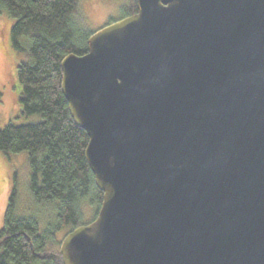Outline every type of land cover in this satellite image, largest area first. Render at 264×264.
Returning a JSON list of instances; mask_svg holds the SVG:
<instances>
[{
	"label": "water",
	"instance_id": "obj_1",
	"mask_svg": "<svg viewBox=\"0 0 264 264\" xmlns=\"http://www.w3.org/2000/svg\"><path fill=\"white\" fill-rule=\"evenodd\" d=\"M62 61L103 192L63 264H264V0H136Z\"/></svg>",
	"mask_w": 264,
	"mask_h": 264
},
{
	"label": "trees",
	"instance_id": "obj_2",
	"mask_svg": "<svg viewBox=\"0 0 264 264\" xmlns=\"http://www.w3.org/2000/svg\"><path fill=\"white\" fill-rule=\"evenodd\" d=\"M79 2L0 0V15L12 19L14 46L29 54V61L17 64L20 113L42 118L24 124L11 121L0 129V151L28 154L32 195L41 204L54 205L55 213L42 232L35 217L16 215L13 193L0 230V264H63L55 249L57 232L92 222L103 202L85 156L89 136L75 123L62 92L63 59L72 53L85 55L93 34L79 17ZM136 12L133 0L127 16ZM23 36L29 39L28 48L19 41ZM86 204L96 209L91 220L84 218Z\"/></svg>",
	"mask_w": 264,
	"mask_h": 264
},
{
	"label": "rangeland",
	"instance_id": "obj_3",
	"mask_svg": "<svg viewBox=\"0 0 264 264\" xmlns=\"http://www.w3.org/2000/svg\"><path fill=\"white\" fill-rule=\"evenodd\" d=\"M132 5L133 0H80L79 17L88 30L96 32L127 16ZM11 23L12 19L6 13L0 15V129L11 121L24 124L42 120L40 115L25 116L20 113L21 84L17 77V64L29 61V54L14 46L10 32ZM19 41L23 48H28V37H20ZM28 157L26 152L6 154L0 151V230L4 226L13 193L16 215L35 217L42 232L54 219V205L41 204L32 195ZM95 211V208L86 204L83 208L85 220H91ZM70 231V228H65L57 232L56 250L60 251L61 242Z\"/></svg>",
	"mask_w": 264,
	"mask_h": 264
}]
</instances>
